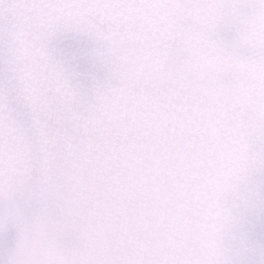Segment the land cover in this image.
<instances>
[{
    "label": "snow or ice",
    "instance_id": "snow-or-ice-1",
    "mask_svg": "<svg viewBox=\"0 0 264 264\" xmlns=\"http://www.w3.org/2000/svg\"><path fill=\"white\" fill-rule=\"evenodd\" d=\"M0 264H264V0H0Z\"/></svg>",
    "mask_w": 264,
    "mask_h": 264
}]
</instances>
